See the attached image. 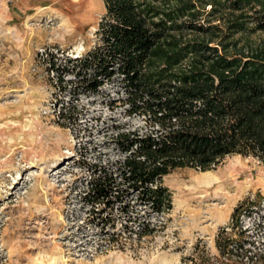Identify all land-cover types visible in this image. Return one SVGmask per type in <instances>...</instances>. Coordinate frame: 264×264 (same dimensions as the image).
I'll list each match as a JSON object with an SVG mask.
<instances>
[{
	"label": "rangeland",
	"instance_id": "374dc122",
	"mask_svg": "<svg viewBox=\"0 0 264 264\" xmlns=\"http://www.w3.org/2000/svg\"><path fill=\"white\" fill-rule=\"evenodd\" d=\"M105 14L104 0H0V264H219L238 207L257 247L248 254L263 256L264 164L252 156L174 170L164 213L89 202V165L121 160L113 136L144 125L119 81L92 91L57 69L97 43ZM147 221L153 231L139 235Z\"/></svg>",
	"mask_w": 264,
	"mask_h": 264
},
{
	"label": "trees",
	"instance_id": "16d2710c",
	"mask_svg": "<svg viewBox=\"0 0 264 264\" xmlns=\"http://www.w3.org/2000/svg\"><path fill=\"white\" fill-rule=\"evenodd\" d=\"M104 2L97 43L57 69L92 91L119 81L128 113L144 125L113 136L121 160L89 165V202L129 215L131 199L160 214L173 208L164 178L176 169L210 170L230 155L264 164V39L246 38L264 32V0ZM242 210L233 216L237 236L217 240L219 264L264 262V253L248 254L256 244ZM153 229L147 221L138 234Z\"/></svg>",
	"mask_w": 264,
	"mask_h": 264
}]
</instances>
